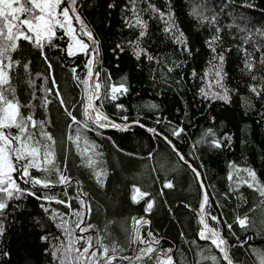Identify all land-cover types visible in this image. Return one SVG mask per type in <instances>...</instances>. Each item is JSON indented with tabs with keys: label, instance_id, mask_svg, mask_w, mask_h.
Segmentation results:
<instances>
[{
	"label": "trees",
	"instance_id": "obj_1",
	"mask_svg": "<svg viewBox=\"0 0 264 264\" xmlns=\"http://www.w3.org/2000/svg\"><path fill=\"white\" fill-rule=\"evenodd\" d=\"M10 2L20 13L0 15V133L27 183L17 166L13 186L0 183V264H226L200 237L195 176L154 132L201 175L208 226L233 263L264 262V0H76L97 47L95 108L139 124L125 131L91 123L90 47L68 54L58 27L51 43L19 36L40 12ZM225 89L228 102L214 98Z\"/></svg>",
	"mask_w": 264,
	"mask_h": 264
},
{
	"label": "water",
	"instance_id": "obj_2",
	"mask_svg": "<svg viewBox=\"0 0 264 264\" xmlns=\"http://www.w3.org/2000/svg\"><path fill=\"white\" fill-rule=\"evenodd\" d=\"M67 8L70 11V15L72 16V20L74 21V24L76 26V28L78 29L79 33L81 34L82 38L84 39V41L88 44V46L90 47L91 51H92V55H93V63H92V68H91V74H90V91H89V99L88 102L86 103V106L89 107L90 110H92L95 113V118L96 120L94 122H91L93 125L99 127L100 129H112L115 131H125L127 130L129 127L132 126H139L138 123H129L126 126H120L117 123L113 122V121H109L108 119H101L99 115V112L97 111V109L95 108L94 105V101H95V97L101 93V90L99 88V92L96 93L95 90V75L97 72V65H98V55H97V47H96V43L95 40L92 36V39L89 40L88 36L85 34L86 32H89V30L87 29L86 25L84 24V22L82 21L81 17L78 14V11L76 9V0H69L68 4H67ZM74 9V11H73ZM79 17V21L76 20V17ZM80 22H83L84 24V29L82 30L80 27ZM109 124H112L113 127H110ZM0 130L4 131L3 128H0ZM155 135H157L158 137H160L165 143L166 145L171 149V151L180 159V161L193 173V175L196 178V182L198 184V187L201 190L202 193V206H201V213L200 215L197 217V225H198V229H199V233H200V237L202 239V241L211 244L213 247H215L217 249V251H219L223 257V260L225 261L226 264H234L233 261L230 259L229 253L225 250L223 244L224 241L222 240V238L217 237L212 230L209 228L207 221H206V209H207V205H208V198H207V193H206V188L203 184L202 181V177L199 174V172L193 167V165L188 162L174 147V145L167 140L164 136L159 135L157 132H154ZM12 159L13 162L15 163V165L18 168V173H19V178L21 180V182L23 183H27L26 178L22 175L23 169L22 166L16 162V158L13 156V151H12ZM79 191V188H78ZM141 198V194L136 196V199H140ZM85 221L82 222V224L80 225V227L84 224ZM142 227H149L148 224H143L140 225L137 230H136V234H135V247L137 244V237H138V233L139 230ZM93 235H95V232L92 231L91 232ZM147 235H148V231H147ZM207 235V236H206ZM158 242L153 243L154 245H157ZM159 244V243H158ZM97 246V241L95 238V247ZM159 255H161V253H159ZM113 255H110L106 258H110ZM103 263V260L101 262V264Z\"/></svg>",
	"mask_w": 264,
	"mask_h": 264
},
{
	"label": "snow or ice",
	"instance_id": "obj_3",
	"mask_svg": "<svg viewBox=\"0 0 264 264\" xmlns=\"http://www.w3.org/2000/svg\"><path fill=\"white\" fill-rule=\"evenodd\" d=\"M28 3H32L34 2V0H27ZM63 2V0H43V3L45 5V16L47 17V20L48 21H53L54 23H49L47 25V27L45 28V32L48 33L45 35V40L48 42V43H51V41L56 38V28L59 27L63 30V33L65 36H67L70 40H71V43L68 45V46H71V47H74L76 48V52L75 54L77 53H84L85 55L88 53V45L86 43H84L83 41L77 39L76 37V30L75 28L73 27V22H72V16H70V11L67 7L63 8L61 11H57V9L59 8L60 4ZM74 2V0H73ZM16 5H14L15 7ZM74 11V9H73ZM162 15V14H161ZM59 17H62V19H60ZM79 17L77 16L76 17V20L79 21ZM27 23V21H26ZM136 25L139 26L141 29H146V24L140 20V19H137L136 20ZM80 27L81 29L83 30L84 29V24L83 22H80ZM171 29H166V31H170ZM87 36H88V39L91 40L92 39V35L90 32H86L85 33ZM144 35V31H141V36ZM78 41V43H77ZM83 48L84 51H80L79 49L80 48ZM214 51V49H213ZM140 51L137 50L135 52V55L137 58H139L140 56ZM148 59H152L151 56L148 57ZM221 63L223 62V57H219ZM91 60H88L86 62L87 63H90ZM195 73H193L194 75ZM216 76L217 77H221V70H217L216 71ZM217 84H220V79L217 80ZM222 87V85H220ZM116 89V92H117V95H114L112 97L113 100H116L118 98V94H124V93H127L128 89L123 85L121 84L120 87H115ZM203 92V90H201ZM252 91H255V89L253 88ZM205 96H207V93H204ZM214 98H217V99H221L225 102H228L229 100V97L227 95V90L225 89L224 91V94L221 95L219 93H216L214 94ZM153 107H155V105H153ZM183 129H179V131H177L175 134L176 135H179L180 132H182ZM214 143V146L219 148L221 147V143L219 141H213ZM9 196H11V193H9ZM16 199H20L19 196L16 197ZM5 206L0 204V209H3ZM3 234V226L0 225V235Z\"/></svg>",
	"mask_w": 264,
	"mask_h": 264
},
{
	"label": "rangeland",
	"instance_id": "obj_4",
	"mask_svg": "<svg viewBox=\"0 0 264 264\" xmlns=\"http://www.w3.org/2000/svg\"><path fill=\"white\" fill-rule=\"evenodd\" d=\"M68 2H69V0H67V4H68ZM32 3L35 4L36 8L40 12V15L37 16V21H35L34 23H32V22H30L28 20H21L19 23L22 24L25 27V30H23L19 34L21 35V34H24V33L27 32V35L30 37V39L35 40V41H41V40L45 39V35L48 34V33L45 32V28L47 27V25L49 23H54V22L47 20V17L45 16V5L43 3V0H34V2H32ZM12 4L13 3L10 2V0H0V15H3L8 10L11 15L14 14V19L17 20L16 13H20L19 10H18L19 7L17 8V6H15V8H14V6ZM61 4H60L59 8L57 9L58 12L61 11L63 8H65V7L61 6ZM33 13H34V11H31V9H30V13L28 12V17L27 18L28 19L32 18V14ZM59 18L62 19V17H59ZM26 21H27V23H26ZM72 22H73V20H72ZM73 27L76 30V26L74 25V23H73ZM76 37H77V39H79V40L83 41L84 43H86L78 35L77 30H76ZM70 43H71V40L69 39V44ZM77 43H78V41H77ZM79 50L80 51H84V49L82 47ZM75 52H76V48L71 47V46L67 47V53L68 54H75ZM87 100H88V98H87ZM6 112H8L9 114H14L15 113V107H8L6 109ZM9 146L10 145L7 142V139H5V136H3V134L0 133V183H6L9 186H13V180L14 179H13L12 174L14 172L13 167L16 166V165L13 162V159H12V156H11L12 152L11 153L8 152V147ZM22 175L24 177H26L27 173L24 172V170H23ZM240 223L242 224L243 222H240ZM76 228H77V231H78L81 227L79 226V227H76ZM82 235L84 236L85 234H82ZM217 237H219V236H217ZM222 240H223V238H222ZM223 246H224V244H223ZM216 251H217V249H216ZM217 252H219V251H217ZM256 264H264V262H261V263L258 262Z\"/></svg>",
	"mask_w": 264,
	"mask_h": 264
},
{
	"label": "bare ground",
	"instance_id": "obj_5",
	"mask_svg": "<svg viewBox=\"0 0 264 264\" xmlns=\"http://www.w3.org/2000/svg\"><path fill=\"white\" fill-rule=\"evenodd\" d=\"M96 93H97V92H96ZM108 122H109V121H108ZM110 125H111V124H109V126H110ZM132 127H133V126H132ZM129 128H131V127H129ZM129 128H128V129H129ZM128 129H127V130H128ZM78 188H79V187H78ZM78 192H79V191H78ZM206 193H207V192H206ZM141 197H142V195H141ZM207 198H208V196H207ZM208 204H209V202H208ZM207 209H208V205H207ZM207 209H206V214H207ZM206 221H207V217H206ZM207 224H208V223H207ZM81 227H82V226H81ZM139 231H140V230H139ZM138 234H139V233H138ZM206 236H207V235H206Z\"/></svg>",
	"mask_w": 264,
	"mask_h": 264
},
{
	"label": "flooded vegetation",
	"instance_id": "obj_6",
	"mask_svg": "<svg viewBox=\"0 0 264 264\" xmlns=\"http://www.w3.org/2000/svg\"><path fill=\"white\" fill-rule=\"evenodd\" d=\"M19 36H21V35H19Z\"/></svg>",
	"mask_w": 264,
	"mask_h": 264
}]
</instances>
